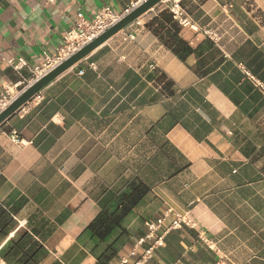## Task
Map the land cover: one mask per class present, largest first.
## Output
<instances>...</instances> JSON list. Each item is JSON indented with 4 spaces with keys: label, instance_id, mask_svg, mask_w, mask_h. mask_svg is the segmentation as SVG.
Returning <instances> with one entry per match:
<instances>
[{
    "label": "crops",
    "instance_id": "0c3cea01",
    "mask_svg": "<svg viewBox=\"0 0 264 264\" xmlns=\"http://www.w3.org/2000/svg\"><path fill=\"white\" fill-rule=\"evenodd\" d=\"M144 0H0V93L65 45L77 15ZM179 6L181 59L154 32ZM27 77V78H26ZM139 179L122 264H264V0H165L59 76L0 126V206L48 219L39 264H100L84 232ZM190 225L170 228L174 215Z\"/></svg>",
    "mask_w": 264,
    "mask_h": 264
},
{
    "label": "trees",
    "instance_id": "16d2710c",
    "mask_svg": "<svg viewBox=\"0 0 264 264\" xmlns=\"http://www.w3.org/2000/svg\"><path fill=\"white\" fill-rule=\"evenodd\" d=\"M156 24L154 32L181 59L192 51L181 38L177 37L179 23L169 9H164L152 20ZM27 78V77H26ZM149 188L139 179L130 181L126 189L101 202L102 211L91 222L84 234L90 251L100 264H108L116 257L126 243L130 232L124 225L126 216L140 203ZM20 198L13 206L5 209L0 206V242L13 232L18 223V209L26 203ZM48 219L36 214L29 217L28 230H19L8 244L0 250V254L10 264H39L46 254L44 242ZM53 264H62L56 261Z\"/></svg>",
    "mask_w": 264,
    "mask_h": 264
},
{
    "label": "built area",
    "instance_id": "2783aa9c",
    "mask_svg": "<svg viewBox=\"0 0 264 264\" xmlns=\"http://www.w3.org/2000/svg\"><path fill=\"white\" fill-rule=\"evenodd\" d=\"M48 2L54 3L55 0H48ZM140 3L141 2L133 3L121 13L115 11L109 6L104 7L91 20L86 19L83 14L79 13L74 27L64 36L65 45L60 49V51L55 55L46 53L42 63L32 70V78L11 83L3 92L0 93V113L6 109L25 88L68 59L83 46L93 41L107 29L120 21L123 17L131 13ZM169 10L173 13L174 19L179 21V23L183 25L191 23L185 11L179 6L170 7ZM164 221L165 217H160L154 221L146 223L148 232L137 240L135 247L130 251V254L123 259L122 264L128 263L129 258L137 254V247L147 243L148 241H153L154 245H162L164 233H159V231L162 228ZM183 224L190 225V223L181 215L175 214L170 228H180ZM0 264L10 263L0 254Z\"/></svg>",
    "mask_w": 264,
    "mask_h": 264
},
{
    "label": "water",
    "instance_id": "95a60500",
    "mask_svg": "<svg viewBox=\"0 0 264 264\" xmlns=\"http://www.w3.org/2000/svg\"><path fill=\"white\" fill-rule=\"evenodd\" d=\"M165 0H144L131 13L123 17L120 21L107 29L93 41L83 46L80 50L63 61L61 64L53 68L47 74L40 77L34 83L29 85L23 92L0 113V126L4 124L10 117L18 112L24 105L31 101L42 89L64 74L66 71L81 62L84 58L90 55L98 47L103 45L109 39L121 32L133 22L140 19L142 16L153 10Z\"/></svg>",
    "mask_w": 264,
    "mask_h": 264
}]
</instances>
